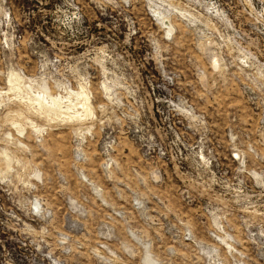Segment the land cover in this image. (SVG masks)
I'll list each match as a JSON object with an SVG mask.
<instances>
[{
    "label": "rangeland",
    "instance_id": "obj_1",
    "mask_svg": "<svg viewBox=\"0 0 264 264\" xmlns=\"http://www.w3.org/2000/svg\"><path fill=\"white\" fill-rule=\"evenodd\" d=\"M0 264H264V0H0Z\"/></svg>",
    "mask_w": 264,
    "mask_h": 264
}]
</instances>
